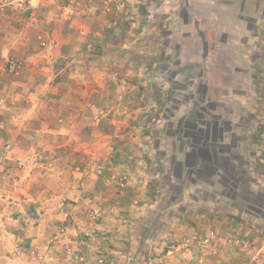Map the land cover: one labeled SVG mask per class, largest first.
Listing matches in <instances>:
<instances>
[{
	"label": "crops",
	"instance_id": "0c3cea01",
	"mask_svg": "<svg viewBox=\"0 0 264 264\" xmlns=\"http://www.w3.org/2000/svg\"><path fill=\"white\" fill-rule=\"evenodd\" d=\"M13 2L0 3L6 6L0 12V152L10 165L9 174H0V244L8 247L1 257H27L31 251H11L26 239L35 246V264H65L67 250L84 255L76 264H168L169 248L182 238L216 229L205 264H264V220L216 190L214 174L202 175L214 145L186 138L176 144L175 114L155 120L146 113L136 64L126 72L117 68L107 40L100 54L84 49L87 38L92 49V41L107 35L109 0H83L89 15L69 14L61 1L59 13H50L48 1L25 15ZM192 3L196 57L188 64L197 74L184 87L180 121L189 118L195 99L203 116L210 103L214 115L223 112L233 134L252 122L249 131L264 136V0H153L151 8L167 24L189 15ZM37 35L48 44L38 45ZM9 58L19 62L15 73L6 69ZM144 118H152L150 132H139ZM210 125L218 129L220 121L201 124ZM164 133L173 144H149ZM239 148L264 170V139ZM243 240L248 244L235 242Z\"/></svg>",
	"mask_w": 264,
	"mask_h": 264
},
{
	"label": "rangeland",
	"instance_id": "374dc122",
	"mask_svg": "<svg viewBox=\"0 0 264 264\" xmlns=\"http://www.w3.org/2000/svg\"><path fill=\"white\" fill-rule=\"evenodd\" d=\"M12 1L14 2L10 6H15L14 4H17V7L15 8L19 10L21 7V12H23L22 14L25 15H31L30 13L34 10L33 8L37 3L48 1L51 2L47 5L48 9L51 10L50 13L58 11L61 12L59 7L57 6L59 1L64 3V11L65 9H67V13L71 15L76 13H80L82 15H89L92 12L91 7L86 6L83 3V0H75L73 3V0H35L32 5L28 6H25L21 3L19 4L17 0H0V3H2V6L5 3L7 6L8 2ZM152 1L153 0H109L107 5L105 4V10L110 12L113 17L107 19L103 25V30L107 31V35L105 37H101L92 41V49L91 47H89L91 40H88L87 38V41L85 43L86 47L84 49L86 51H90L92 54H100L104 51L103 44L105 40H107L108 43H112L113 47L112 49L110 48V50H113L111 54L114 57L113 62H116L118 64V66H116L117 68L123 70V72H126L129 70V68H133L131 65H129L130 63L136 64L134 68L136 71L135 76L140 78L141 92L143 94H146L145 100L142 101V105L147 106L148 108V111H146V113H150V115L153 116L155 120H157V118L168 119L170 116H172V114H175L174 123L172 124V127H170L172 128V130L168 128L170 132L173 133V131L179 129L178 124L180 121V117L178 115H180L181 112V105L186 104V101H184V97L186 96L184 95V87L187 85L188 79H191L197 74V71L194 68H191V65H189L190 60L195 61L196 57L195 36L197 23L195 13L197 6L195 5V3L194 5L192 3L191 7L193 8V10L191 9L189 11V15H186L185 12L181 13L182 16L179 14L176 20L174 19L173 21H169L167 24H165L162 17H155L153 15V10L151 8ZM185 1L186 0H183V2ZM5 7H0V12L4 11V9L2 8ZM17 9L13 10L15 11ZM30 23L34 25V22ZM186 33H189V39L184 38V35ZM36 38L37 43L40 46H45L49 42L48 38H45L43 35H37ZM187 44H189V46H192L189 51L186 50ZM67 60L68 58L66 59V61ZM4 64L6 65V69L8 72L15 73V71H10L6 59ZM128 76L133 75L131 73V75ZM195 88L196 87H193L190 90V94L195 91ZM152 100V104L154 106L150 107L149 105H146ZM157 100L158 102L156 104L155 102ZM194 100L195 99H191L190 101V107L193 110L189 112V120L191 118L194 119V117H196L197 112L199 110H202L200 108V104H197V102ZM232 106L239 110L238 104L232 103ZM208 113L209 112L206 113L207 116L212 115ZM222 113L214 115L213 110V115L216 116V118L220 119V126L223 129L222 130L219 127L218 131L216 132V136L219 140V143L231 145L235 144L234 150L237 153H242L243 155L241 166L246 167L248 169L250 166V168H252L250 169L252 174L256 176V181L252 182L251 184L252 187L256 190L264 188V177L261 175V173H264V170L259 166L261 162L259 160L252 159L249 154L244 153L239 148L243 144H261L262 140L264 139V136H262V133L260 131H257L256 133H251L249 131V125H256V123L252 122H248V124L244 126L245 128H237L236 133L233 134L232 132L228 131V129L232 131V127L229 128L227 122L228 119L226 117L224 118ZM145 118L139 126L137 124L139 132H150L155 126L152 121V118ZM150 123H152L151 127ZM188 123L189 124L186 126L184 132L189 137H193L195 141L197 138H195L193 135L195 132L193 130V124H191L190 122ZM200 124H202V122H200ZM161 125H163V123ZM0 128L4 129V126L0 125ZM162 128L163 127H161V129ZM165 135V133L164 135H161L162 139L160 141L151 138L149 144H173L172 141L168 142L167 140H165ZM179 136L180 135H176L172 137L175 138L176 144H180ZM7 144L4 146V152H6ZM127 144H131L130 141ZM141 144L144 143L142 142ZM5 158L6 157L0 152V174L3 176H5L6 173L9 174L7 167L10 166L4 162ZM22 166L23 162L20 160L17 161L16 167L18 169H21ZM13 174L18 180L20 179V175H18L17 173ZM216 190L218 189L216 188ZM240 204L244 206L242 203ZM36 214L30 213L28 215L35 219V217L39 216V214ZM66 225L68 224H64L63 222L62 226L65 227ZM3 235L4 231L0 229V239ZM55 236L56 232L53 234V237ZM32 247L34 248L35 246H31L30 242L24 239L22 243H20L19 245H15L11 251L12 253H14L18 252L19 250H22L29 252L31 251V253H33L34 250H32ZM6 248L8 247L0 244V259H2L0 260V264L36 263V259L32 257L31 253H29V255L24 259L19 258L14 262L7 261L3 259V257H1L3 256L2 253H4V249ZM8 252L10 253V251Z\"/></svg>",
	"mask_w": 264,
	"mask_h": 264
},
{
	"label": "trees",
	"instance_id": "16d2710c",
	"mask_svg": "<svg viewBox=\"0 0 264 264\" xmlns=\"http://www.w3.org/2000/svg\"><path fill=\"white\" fill-rule=\"evenodd\" d=\"M212 106V103L206 105L208 112L212 114L211 116H207V114L203 116L204 113L199 110L194 119L191 118L189 120V118L186 117L184 120H181L178 124L179 129L173 131V136L180 135L179 139L186 138L189 144H213L214 149L210 146L211 160L204 158L206 164L203 166V177L207 178L209 175L214 174L215 177L218 178V183L220 185L218 190L221 194L228 196L235 201H239L245 206L244 210L246 212L256 215L264 220V192L252 187L251 184L253 180L250 170L241 166L243 160L242 153H237L234 150L235 144H220L216 136L218 129L215 127L212 128V125H210L209 128L207 127L208 129H205L200 124V122L204 123V121L207 120L220 121V119L213 115ZM188 122L193 124V130L195 131L193 135L197 138L195 141L193 137H189L184 132L186 126L189 124ZM219 127L222 129L221 126ZM188 142H186V144ZM216 144L219 145L217 146Z\"/></svg>",
	"mask_w": 264,
	"mask_h": 264
},
{
	"label": "built area",
	"instance_id": "2783aa9c",
	"mask_svg": "<svg viewBox=\"0 0 264 264\" xmlns=\"http://www.w3.org/2000/svg\"><path fill=\"white\" fill-rule=\"evenodd\" d=\"M19 4L25 6L32 5L35 0H17ZM75 0L72 1V3ZM8 67L10 71H16L20 68L18 61L14 58L8 59ZM22 165V164H20ZM100 214L97 211L94 214V218H99ZM61 232H65V228H61ZM219 238V234L216 229H210L205 234L200 232H193L192 234L182 238L176 245L169 248L168 254L170 256L168 264H177L176 259H186L185 264H205L208 257L212 255V248L216 244ZM237 244L244 245L248 244L246 241H235ZM193 248L199 250L198 254H191ZM84 260V255L77 250H67V262L65 264H76ZM105 261V256L100 257V262Z\"/></svg>",
	"mask_w": 264,
	"mask_h": 264
}]
</instances>
